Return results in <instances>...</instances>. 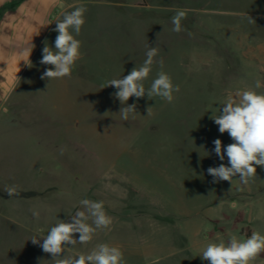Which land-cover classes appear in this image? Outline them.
<instances>
[{"label":"rangeland","instance_id":"1","mask_svg":"<svg viewBox=\"0 0 264 264\" xmlns=\"http://www.w3.org/2000/svg\"><path fill=\"white\" fill-rule=\"evenodd\" d=\"M71 1L67 11L87 7L76 37L82 56L72 69L73 94L66 107L41 113L56 121L57 137L34 145L39 171L0 184V264H53L31 238L47 235L58 219L71 222L85 198L102 200L112 224L86 245H66L61 256L108 243L120 247L126 264H209L200 258L208 242L264 233V168L256 166L247 186L238 177L213 183L207 172L230 166L213 141L234 142L212 117L256 80L262 85L256 91L264 92V0ZM177 10L186 12L178 33L171 23ZM57 34L48 42L53 50ZM148 44L159 55L145 87L162 60L180 91L172 103L131 97L127 104H136L137 113L125 121L117 89L107 82L142 65ZM50 66L42 64L41 72ZM10 185L19 196L4 191ZM122 199L127 206L114 207ZM255 264H264V253Z\"/></svg>","mask_w":264,"mask_h":264},{"label":"clouds","instance_id":"2","mask_svg":"<svg viewBox=\"0 0 264 264\" xmlns=\"http://www.w3.org/2000/svg\"><path fill=\"white\" fill-rule=\"evenodd\" d=\"M63 7V5H61ZM87 7L84 5L73 6L72 10L64 11L62 18H57V36L54 41L55 50L45 42L42 49L40 63L51 65L47 68L41 79H61L70 77L72 69L77 60L82 56L81 41L79 36L83 25L86 23ZM186 18L184 10H177L171 18L172 31H182V20ZM249 23H255L248 16ZM31 50H25L24 55L28 57L24 61L31 65ZM159 55L158 47L147 45L146 59L139 67H133L128 75L123 78L111 79L107 86L117 89L115 97L122 105L119 114L125 121L129 116L133 117L137 113L136 104H127L131 97L137 99L147 96L149 100L159 97L168 103L174 101V93L180 91L179 85H175L171 76L163 71V61H159L160 71L152 80L149 87H145L156 63L155 58ZM262 87L261 82L256 80L254 87L238 90L235 96L229 97L223 105L222 113L212 117L215 124L219 126L221 134L227 132L234 141L226 147L222 145L220 139L213 141L214 152L221 161L225 155L228 158V165L221 163L217 167H209L207 172L213 177V183L228 181L232 184L234 177L242 186H247L257 176V167L264 168V92L256 89ZM151 114L150 107L147 115ZM64 149H61L63 154ZM242 190V189H241ZM4 191L10 197L19 196L17 186H6ZM81 206L74 215H71V222L59 220L50 228L47 235L42 237L33 236L31 241L43 250L51 254L53 264H126L124 254L120 247L108 243L96 244L87 253L81 252L75 256L63 255L67 252L66 245H86L90 243L98 230L109 229L112 218L105 210L104 202L81 199ZM34 218L39 219L40 212L32 209ZM79 234V239L74 238V234ZM43 239V243L40 242ZM264 253V233L253 231L246 239H239L236 235H231L227 241L208 242L203 248L200 258L208 261L209 264H255L257 259Z\"/></svg>","mask_w":264,"mask_h":264},{"label":"crops","instance_id":"3","mask_svg":"<svg viewBox=\"0 0 264 264\" xmlns=\"http://www.w3.org/2000/svg\"><path fill=\"white\" fill-rule=\"evenodd\" d=\"M72 4L71 0H0V184L6 177L18 181L26 172L37 173L40 150L34 145L42 138L51 142L57 137L56 121L49 114L42 118L41 113L53 111L58 103L67 106V97L73 94L72 74L41 79L40 60L45 42L54 36L57 18ZM33 45L29 66L24 52ZM126 202L119 200L114 207H126ZM134 206V202L128 205Z\"/></svg>","mask_w":264,"mask_h":264}]
</instances>
